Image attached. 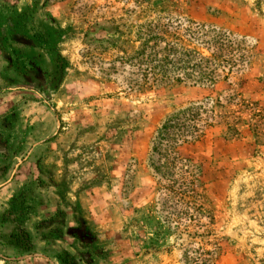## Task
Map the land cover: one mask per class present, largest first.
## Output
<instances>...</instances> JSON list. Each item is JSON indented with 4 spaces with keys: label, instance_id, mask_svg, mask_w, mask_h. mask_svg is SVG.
I'll return each instance as SVG.
<instances>
[{
    "label": "rangeland",
    "instance_id": "obj_1",
    "mask_svg": "<svg viewBox=\"0 0 264 264\" xmlns=\"http://www.w3.org/2000/svg\"><path fill=\"white\" fill-rule=\"evenodd\" d=\"M248 102L264 0H0V264H264Z\"/></svg>",
    "mask_w": 264,
    "mask_h": 264
},
{
    "label": "trees",
    "instance_id": "obj_2",
    "mask_svg": "<svg viewBox=\"0 0 264 264\" xmlns=\"http://www.w3.org/2000/svg\"><path fill=\"white\" fill-rule=\"evenodd\" d=\"M215 34V33H214ZM216 38H219L215 35ZM216 42V40H214ZM145 43H142L140 45V48L136 50L137 54L142 55L144 53V50L142 47ZM139 49H141L140 52ZM183 53H188V51H183ZM193 57L196 59L192 63V68H194L197 72L195 74V82L190 85H209L215 82L214 78V69H205L208 62H210L213 59V54L210 57L198 55L195 53ZM177 82H181L182 79H176ZM203 100L206 102L207 100H210L207 96L203 98ZM248 105L245 106V108H249L251 113V116L249 117V121L247 122V125L249 126V129L251 130L254 138L256 141H259V139H264V106L258 107L256 102H248ZM204 104H189L185 108H181L179 110H176L175 112L168 115L163 121L162 125L157 129L156 135L159 134V132L163 131L167 128L168 125H170L174 120L179 118V116H183L185 113L191 111V113H188V120H192L196 114L193 113L195 110H201V112L205 113L208 110L204 109ZM212 108L213 106L221 107V103L219 100V96H217L212 101ZM209 111L212 112V109H209ZM227 128L229 130H234V127L232 124L227 123ZM193 136V134H190ZM8 244L14 248H16L19 251H28L31 248V242L29 239L28 233L23 228H18L17 230L10 232L8 235ZM60 264H76L73 257L68 254L66 251H64L59 257Z\"/></svg>",
    "mask_w": 264,
    "mask_h": 264
}]
</instances>
